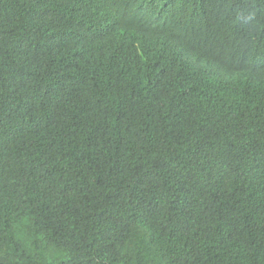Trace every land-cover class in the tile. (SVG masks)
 I'll use <instances>...</instances> for the list:
<instances>
[{
  "label": "trees",
  "instance_id": "trees-1",
  "mask_svg": "<svg viewBox=\"0 0 264 264\" xmlns=\"http://www.w3.org/2000/svg\"><path fill=\"white\" fill-rule=\"evenodd\" d=\"M0 264H264V0H0Z\"/></svg>",
  "mask_w": 264,
  "mask_h": 264
}]
</instances>
